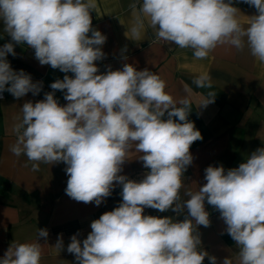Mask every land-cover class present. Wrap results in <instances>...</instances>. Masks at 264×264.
Returning a JSON list of instances; mask_svg holds the SVG:
<instances>
[{"label": "clouds", "instance_id": "clouds-1", "mask_svg": "<svg viewBox=\"0 0 264 264\" xmlns=\"http://www.w3.org/2000/svg\"><path fill=\"white\" fill-rule=\"evenodd\" d=\"M256 9L245 27L232 0H142L132 5L139 36L145 26L156 37L181 49H192L205 59L217 46L237 50L247 45L250 54L264 63V0H243ZM95 0H0V23L11 42L0 46V93L22 98L40 93L24 70L15 71L7 60L15 45L34 50L41 66L49 65L65 75L51 83L52 92L35 103L25 102L17 140L10 151L39 165L63 162L68 176L66 194L77 202L99 206L122 185V201L91 222L82 241L71 236L67 252L77 264H210L217 258L201 249L197 226H210L205 202L219 211L227 233L239 248L238 264H264V147L252 152L238 167L209 165L206 183L187 190L182 177L193 162L191 145L202 140L188 120L189 101L179 102L165 91L166 82L130 63L101 73L97 61L105 58L107 37L92 26ZM209 77L195 82L203 85ZM210 86V84H209ZM64 93L65 105L55 98ZM202 105L213 102L214 96ZM135 149V151H132ZM132 153L148 171L140 181L121 175ZM145 208L163 213L187 211L183 220L145 215ZM39 229L31 243H11L0 264H40ZM64 247L62 234L55 248ZM223 264H232L225 258Z\"/></svg>", "mask_w": 264, "mask_h": 264}, {"label": "crops", "instance_id": "crops-1", "mask_svg": "<svg viewBox=\"0 0 264 264\" xmlns=\"http://www.w3.org/2000/svg\"><path fill=\"white\" fill-rule=\"evenodd\" d=\"M96 8L91 13L92 26L107 37L102 46L105 58L97 61L101 73L121 69L125 63L133 64L137 70L147 68L166 82L165 91L178 103L189 101L188 120L201 132L202 140L191 145L193 162L182 177L184 192L197 191L203 186L205 169L220 166L227 170L238 167L248 156L264 147V63L244 49L224 44L217 46L205 59H196L192 49L178 46L156 37V30L147 20L140 35L134 36L131 28L135 23L132 5L139 8L142 0H95ZM240 10V21L246 27L248 17L256 15V9L243 0H232ZM11 42L0 23V46ZM13 56L7 60L15 71L24 70L33 82H40L39 94L31 92L22 98H15L7 91L0 99V179L9 186H0V257H3L11 243H31L38 239L39 229H47V238H40L42 255L40 264H77L75 256L67 252L70 238L78 234L82 241L91 231L90 224L104 212L111 211L122 201V185L116 184L112 194L99 205L85 204L70 198L65 189L68 176L63 162L39 165L33 170L32 162L24 155L15 156L10 146L17 140L16 125L21 123V108L25 102L33 103L44 99L52 92L50 85L65 75L49 65L41 66L35 59L34 50L27 45H15ZM207 76L203 85L195 81ZM210 84V86H209ZM214 96L213 102L202 105ZM55 98L61 105L67 101L62 91H55ZM135 151V149H132ZM140 153H132L130 161L123 165L121 175L140 181L148 171L138 160ZM210 226H197L201 249L217 258L216 264H223L231 258L232 264L239 262V248L226 231V224L218 210L205 202ZM145 215L173 217L183 220L187 211L178 214L171 209L166 212L145 208ZM62 234L64 247L55 248ZM203 264H210L205 257Z\"/></svg>", "mask_w": 264, "mask_h": 264}, {"label": "trees", "instance_id": "trees-1", "mask_svg": "<svg viewBox=\"0 0 264 264\" xmlns=\"http://www.w3.org/2000/svg\"><path fill=\"white\" fill-rule=\"evenodd\" d=\"M0 186L3 187L4 189V188H8L9 184L6 181H4V179L3 180L0 179Z\"/></svg>", "mask_w": 264, "mask_h": 264}, {"label": "built area", "instance_id": "built-area-1", "mask_svg": "<svg viewBox=\"0 0 264 264\" xmlns=\"http://www.w3.org/2000/svg\"><path fill=\"white\" fill-rule=\"evenodd\" d=\"M4 97L3 93H0V99H2Z\"/></svg>", "mask_w": 264, "mask_h": 264}]
</instances>
